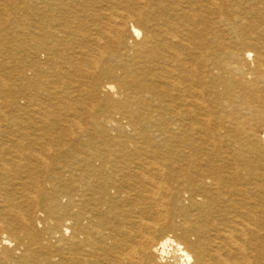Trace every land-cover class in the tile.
<instances>
[{
	"label": "bare ground",
	"instance_id": "bare-ground-1",
	"mask_svg": "<svg viewBox=\"0 0 264 264\" xmlns=\"http://www.w3.org/2000/svg\"><path fill=\"white\" fill-rule=\"evenodd\" d=\"M0 1V264H264V8Z\"/></svg>",
	"mask_w": 264,
	"mask_h": 264
},
{
	"label": "rangeland",
	"instance_id": "rangeland-1",
	"mask_svg": "<svg viewBox=\"0 0 264 264\" xmlns=\"http://www.w3.org/2000/svg\"><path fill=\"white\" fill-rule=\"evenodd\" d=\"M227 1H230V0H224V3H227ZM232 3H229L230 5L228 6H225L226 8V11L227 12H224L225 14L224 15H221V16H216L218 20H227L229 18H233V16H243L244 19H242V21H255V16L253 15L255 11L258 10V8H264V0H231ZM3 1H0V7H4V6H1L2 5H5V3ZM226 5V4H225ZM2 8H0V11H1ZM251 9V10H250ZM236 10V11H235ZM247 10H250L252 11V13L249 12V15L248 14H245L247 12ZM239 13V14H237ZM228 14V15H227ZM235 14V15H234ZM227 15V16H226ZM0 17L2 18L3 16L0 15ZM216 19V21H218ZM247 19V20H246ZM215 21V22H216ZM264 25L258 27L255 29L254 32L256 33H253L251 36H250V39H255L256 37H260L262 38V40H264V37L263 36H260L259 34L262 33V31L264 30ZM257 30V31H256ZM227 33L225 32V37H226ZM228 36V35H227ZM228 37H233V36H228ZM258 37V39H259ZM260 42H263L260 40ZM1 56V55H0ZM107 58V55L104 56V59ZM0 61H2V58L0 57ZM13 61V59H12ZM19 62L21 63V59H16L14 60V65L12 64L10 68H8L9 70V73H13L15 72V74H19L21 72V69L23 67V64L21 63L20 65L16 66V63ZM24 63V62H23ZM16 82L11 81L10 84H14ZM42 98V97H41ZM0 126H19L21 122H23L26 118V112H17L15 113L12 109V107L10 106L11 104V101L15 100L13 99L12 100V97L8 94H0ZM74 100V99H73ZM9 101V102H8ZM14 102V101H13ZM89 104H92L91 101H87L85 102L84 104V108L88 107ZM94 110H95V116H97L99 118V120H101L103 118V116L105 115L104 113V109L107 110V111H113L112 107L109 108V105H107V107L105 106V103L103 104H100V103H97L95 101L94 104ZM5 106V107H4ZM10 108V109H9ZM3 111V112H2ZM116 112V111H115ZM120 112H122L125 116H127V114H125L123 111L120 110ZM23 113V114H22ZM61 113V112H60ZM59 114V112L55 109H52L51 110V118H56V116ZM63 114V113H62ZM116 116V117H115ZM114 118L116 119L117 122H119L122 126H129L128 125V121L124 118H122L118 112H116V115H114ZM3 119V120H2ZM95 119H93V115L92 114H85L83 115V118L81 119L80 122H82L84 124V128L83 130H85V132L87 133V131L89 132V135L90 134H93V131H91L94 127H95V130L98 128V126H89L90 123L94 122ZM43 122V121H41ZM86 124H88L87 126H85ZM73 127V126H72ZM107 132H112L114 130L113 126H106L105 127ZM77 130L76 128H74V132L77 133ZM98 131V130H97ZM85 133V134H86ZM114 133V132H113ZM147 133V132H146ZM112 134V133H111ZM78 135V133L76 134ZM78 137V136H77ZM80 137V136H79ZM94 137H95V134H94ZM96 140H99V139H102L101 138V135H98L97 137H95ZM3 140H7V137L6 135L3 133L2 130H0V143H2ZM83 141L84 140H87V137H84L82 139ZM80 143V142H78ZM142 143V142H141ZM137 145V144H136ZM141 146V145H139ZM145 149H148V147H145ZM90 154H94L95 153V150L94 149H91ZM150 158V157H149ZM163 160V157H156L154 159V161H162ZM153 161V160H151ZM187 202V203H186ZM184 204H185V207L188 208L189 204H188V201H184ZM167 212H166V211ZM163 211L165 212V216L166 218H169V219H173L175 220L177 223L181 222V218L182 217H179L180 216V209H175V207L169 205L168 201H165V207L163 208ZM167 213V214H166ZM193 215L197 214L196 211H192L191 212ZM134 217V216H132ZM133 219V218H132ZM260 238H264V232L262 231L259 235ZM194 237L192 236V240L194 241ZM168 264H182V260H179L178 258L176 260H174L173 258H170L169 261H168Z\"/></svg>",
	"mask_w": 264,
	"mask_h": 264
}]
</instances>
